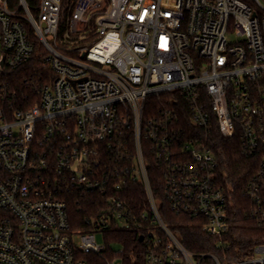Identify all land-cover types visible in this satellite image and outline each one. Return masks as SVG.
I'll return each mask as SVG.
<instances>
[{
  "label": "built area",
  "instance_id": "2783aa9c",
  "mask_svg": "<svg viewBox=\"0 0 264 264\" xmlns=\"http://www.w3.org/2000/svg\"><path fill=\"white\" fill-rule=\"evenodd\" d=\"M36 60L48 72L25 79L35 99L0 87V264H124L123 243L96 240L112 230L143 238V264H264V242L228 260L229 192L190 130L261 156L241 191L264 227V0H0V74ZM151 170L220 257L165 224ZM132 184L146 204L130 203ZM74 191L104 197L96 228L72 229Z\"/></svg>",
  "mask_w": 264,
  "mask_h": 264
},
{
  "label": "trees",
  "instance_id": "16d2710c",
  "mask_svg": "<svg viewBox=\"0 0 264 264\" xmlns=\"http://www.w3.org/2000/svg\"><path fill=\"white\" fill-rule=\"evenodd\" d=\"M48 72L40 60H36L13 70L0 74V87L3 83H8L10 88L18 92V97L24 96L36 98L32 83H25V79L38 73V76ZM36 77V78H37ZM37 80H35L36 82ZM158 99H151L149 105L158 106ZM196 130V136L206 140L216 153L219 161L218 175L229 192L230 212L236 219V224L229 234V242L232 247L229 250L228 260H238L250 256L253 248L264 242V227L259 226L249 214L251 205L249 200L241 191V184L250 179L259 168L261 156H248L243 153L241 138H223L217 130L206 135L201 130ZM157 176V177H156ZM151 179L155 189L158 190L159 211L165 224L182 241L183 245L192 252L216 254L220 257V252L215 245L217 239L208 236L195 219L189 215L176 214L169 208L168 202L160 190L161 172L151 170ZM130 203L134 206L146 204L144 192L137 184L131 185ZM105 202L104 197L99 193H91L84 196L83 193L74 191L69 198L70 222L73 230L83 231L96 228L95 220L100 214H95L99 207ZM108 241L117 240L123 243L125 250L123 253L124 264H143V252L145 245L141 242L136 231H110L106 234ZM108 256L110 254L108 252ZM84 258L90 264H107L103 257L93 254H85Z\"/></svg>",
  "mask_w": 264,
  "mask_h": 264
},
{
  "label": "rangeland",
  "instance_id": "374dc122",
  "mask_svg": "<svg viewBox=\"0 0 264 264\" xmlns=\"http://www.w3.org/2000/svg\"><path fill=\"white\" fill-rule=\"evenodd\" d=\"M229 40H230L231 42H233V41L235 40V37L232 36V35H230V36H229ZM96 240H97V242H98L100 245H103V244H105V243L107 242V244L112 243V244H110V245H112V246L114 247L115 250H120V249H121V245L113 243L112 240H111V241H108L105 233H99V234H97V236H96Z\"/></svg>",
  "mask_w": 264,
  "mask_h": 264
},
{
  "label": "water",
  "instance_id": "95a60500",
  "mask_svg": "<svg viewBox=\"0 0 264 264\" xmlns=\"http://www.w3.org/2000/svg\"><path fill=\"white\" fill-rule=\"evenodd\" d=\"M141 240H143V238H141Z\"/></svg>",
  "mask_w": 264,
  "mask_h": 264
}]
</instances>
